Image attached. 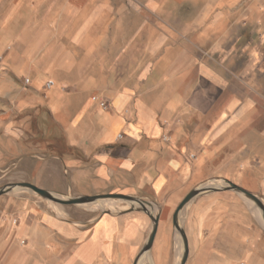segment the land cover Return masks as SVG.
Masks as SVG:
<instances>
[{"label": "crops", "instance_id": "1", "mask_svg": "<svg viewBox=\"0 0 264 264\" xmlns=\"http://www.w3.org/2000/svg\"><path fill=\"white\" fill-rule=\"evenodd\" d=\"M70 2L59 15L58 0H0V135L7 140L19 135L10 124L12 110L4 106L48 104L55 119H71L73 130L78 124L79 147L94 162L99 188L82 193L132 196L145 203L146 211L125 202L118 210L43 211L14 224L0 218V264H136L153 218L159 220L157 233L138 264H178L184 244L173 218L181 202L193 190L232 181V176L216 179L222 170L249 163L245 118L262 104L252 97V87L238 93L232 88L235 68L228 65L232 51L225 46L243 21L224 13L205 23L199 15L182 20L175 6L155 0L118 4V9L101 1L71 9ZM228 3L230 11L244 6L255 16L264 0ZM104 12L115 17L105 19ZM135 12L141 23L134 20ZM106 26L111 32L104 31ZM135 33L143 34L138 42L147 47L148 61L138 69ZM262 41H245L251 61L238 74L242 84L255 82L252 73L264 60ZM50 80L54 88L47 90ZM5 93L13 97L5 100ZM101 101L110 104L108 110ZM229 199L226 191L205 192L181 210L178 223L189 257L197 248L192 241L210 233L209 225ZM233 205L238 216H230L238 226L228 233L234 248L212 254L210 264H260L251 251L261 235L257 227L247 228L246 206Z\"/></svg>", "mask_w": 264, "mask_h": 264}, {"label": "rangeland", "instance_id": "2", "mask_svg": "<svg viewBox=\"0 0 264 264\" xmlns=\"http://www.w3.org/2000/svg\"><path fill=\"white\" fill-rule=\"evenodd\" d=\"M73 1L76 2L71 0V9H75V7L84 8V6L85 8H92L94 3L99 1L118 9V4L119 6L126 3L148 4L152 0H81L80 4H75ZM155 1L164 2L169 7L175 6L178 9L176 11L177 15L182 20H187L191 15L193 17L199 15L200 23H205L213 15L224 13L235 21H243V25L234 27L232 36L229 38L230 43H225L226 48L232 51L228 65L230 63L235 68L231 86L237 93L240 89H243V86L252 87L255 91L249 90L252 97L260 100L262 105L254 107L251 114L245 118L249 130L246 142L250 145L251 151L247 156L248 165L245 167L240 166V168L238 166L234 171L222 170L216 174V179L223 180L225 179L224 177L232 176L231 180L233 182L258 196L264 203V60L258 61L260 64H257L258 67L255 73H252L255 81L251 83L252 85L250 81H247L248 85L246 82L242 84L238 79V74H241L244 71L243 68L251 61L248 53L249 49L245 47L246 39L249 37L255 40L263 39L262 46L264 47V4L258 8V12L254 16V13L251 14L252 12L248 11L249 6L247 7L248 12L245 11L244 6L230 11L228 0ZM65 2L66 0H58L56 14H59L60 10L62 11L61 8L64 7ZM66 6L67 4H65ZM207 8H211V10L207 11ZM157 14L160 13L157 12ZM132 16H134L136 22H142L138 13L135 12ZM113 17L115 16L104 12L105 19ZM152 20L155 21L156 17H152ZM243 28L250 30L252 33L246 35ZM112 29L111 26L104 27L106 33L111 32ZM138 29L140 28L136 27L135 31ZM161 29L165 30L166 28L162 27ZM142 35V33H135V69H138L148 61L144 57V51H146L147 47H142V44L138 42L141 40ZM66 38H64V43L68 44ZM44 92L46 94V91ZM12 97H9L7 93L2 95L5 100H10ZM45 100L47 103L48 99L46 97ZM2 109L12 110L11 119L13 121L10 124L18 129L19 135L16 140H7L0 135V190L11 184L29 182L65 199L85 196L82 193L84 191L96 192L99 187L94 174L95 165L92 157H88L86 152L79 147L81 138L78 124H76V129L73 130L71 119L65 120L62 117L55 119L48 110V104L34 105L33 108L28 109L8 106H4ZM74 134L76 136H73ZM36 159L37 163H35ZM226 194L230 199L225 204L229 203V206L224 208L222 213L216 216L215 222L209 225L211 227L209 234L203 237L197 236V242L192 241L194 245L197 243V248L192 251L186 264H210L212 262V254L222 256L226 252H232L231 249L234 248V244L228 230L238 226L236 219L230 216L235 211L233 203H240L246 206L247 228L252 231L257 227L261 235V243L252 249L251 254L260 264H264V219L262 210L255 202L243 194L235 191H226ZM125 202L127 201L120 199H101L87 204L62 205L47 200L30 189L12 187L0 195V218H4L7 222L14 224L23 215L39 214L43 211L56 212L62 215L66 210H72L73 208L118 210L120 206L126 204ZM128 204L133 207L132 204ZM234 216H238L236 212ZM180 237L183 245L182 236L180 235ZM252 237L254 238L255 236ZM190 238L195 239L192 236ZM180 263L181 260H179L178 264ZM239 264H249V262L240 260Z\"/></svg>", "mask_w": 264, "mask_h": 264}, {"label": "water", "instance_id": "3", "mask_svg": "<svg viewBox=\"0 0 264 264\" xmlns=\"http://www.w3.org/2000/svg\"><path fill=\"white\" fill-rule=\"evenodd\" d=\"M12 187L30 189L31 191L42 196L43 198H45L47 200L54 201V202L62 204V205L87 204V203H93V202H95L97 200H101V199H120V200L130 202L132 205L137 204L142 208V210L146 211V206H145L144 202L140 201L139 199H137L135 197L128 196V195L100 194V195L81 196V197H75V198H71V199H65V198H61L59 195L53 194V193L49 192L48 190L40 188L37 185L29 183V182H21V183L11 184L10 186L4 187L2 190H0V195L4 194L6 191H8V189H10ZM221 191H235L237 193L245 195L246 197L251 199L253 202H255L258 205V207L262 210L263 219H264V203L258 198V196H256L252 192L246 190L245 188L239 186L238 184H236L230 180H224V182L221 184H214V185L208 186L206 188H199L197 190L191 191L185 197V199L181 202V204L177 208L176 213H175L174 218H173L174 226L176 227V229L178 230V232L182 236L183 244H184V254H183V257H182L180 264H186L188 257H189V246H188V240H187L186 234L178 223L179 213L192 199H194L199 194L205 193V192H221ZM153 222H154L153 231H152V233L148 239V243L143 248V250L141 251V254L137 258L136 264H138L140 258L144 255V253L149 251L153 245V242H154V239H155V236L157 233V229H158V222H159L158 218H153Z\"/></svg>", "mask_w": 264, "mask_h": 264}, {"label": "built area", "instance_id": "4", "mask_svg": "<svg viewBox=\"0 0 264 264\" xmlns=\"http://www.w3.org/2000/svg\"><path fill=\"white\" fill-rule=\"evenodd\" d=\"M25 84H26V85L29 84V79H26V80H25ZM53 85H54V82L50 80V81H48V82L46 83V88H47V89H50V88L53 87ZM100 107H101L103 110H108L109 107H110V104H109L107 101H101V102H100ZM193 157H194V156H192V158H193Z\"/></svg>", "mask_w": 264, "mask_h": 264}, {"label": "bare ground", "instance_id": "5", "mask_svg": "<svg viewBox=\"0 0 264 264\" xmlns=\"http://www.w3.org/2000/svg\"><path fill=\"white\" fill-rule=\"evenodd\" d=\"M254 205V204H253ZM256 207V206H255ZM261 218V217H260ZM181 251H182V245H181Z\"/></svg>", "mask_w": 264, "mask_h": 264}]
</instances>
